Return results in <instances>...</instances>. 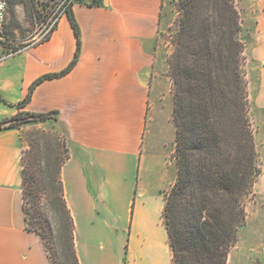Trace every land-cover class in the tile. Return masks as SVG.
Masks as SVG:
<instances>
[{
  "label": "crops",
  "instance_id": "0c3cea01",
  "mask_svg": "<svg viewBox=\"0 0 264 264\" xmlns=\"http://www.w3.org/2000/svg\"><path fill=\"white\" fill-rule=\"evenodd\" d=\"M259 173L227 264H264V0H235ZM48 39L0 61V124L53 113L67 131L60 178L79 264H174L164 210L177 178L165 0L75 2ZM252 74L254 79H252ZM33 87V88H32ZM32 88V91H31ZM30 93V99L19 105ZM20 127L0 125V264H52L24 211Z\"/></svg>",
  "mask_w": 264,
  "mask_h": 264
},
{
  "label": "trees",
  "instance_id": "16d2710c",
  "mask_svg": "<svg viewBox=\"0 0 264 264\" xmlns=\"http://www.w3.org/2000/svg\"><path fill=\"white\" fill-rule=\"evenodd\" d=\"M73 4L66 12L75 27L78 46L68 69L76 63L81 47ZM179 11L176 50L169 59L177 178L166 196L165 221L174 264H226L246 222L245 197L259 173L248 117L239 14L231 0H181ZM0 99L4 100L1 94ZM29 99L30 93L19 105ZM52 115L19 111L9 120V127L31 119L44 121ZM29 145L22 156L24 211L29 228L45 241L43 229L50 228L52 222L34 207L39 201L35 183L41 164L34 158L33 142ZM59 179L54 199L60 202L64 227L79 264L73 246V219ZM28 203L33 208H28ZM34 209L31 219L28 215Z\"/></svg>",
  "mask_w": 264,
  "mask_h": 264
},
{
  "label": "rangeland",
  "instance_id": "374dc122",
  "mask_svg": "<svg viewBox=\"0 0 264 264\" xmlns=\"http://www.w3.org/2000/svg\"><path fill=\"white\" fill-rule=\"evenodd\" d=\"M99 1L100 0H9L6 27L4 33L0 35V61L15 56L18 53L34 46L36 43L41 41L40 39L49 37V34H45L46 30H48V26L62 13V11L67 9L69 4L75 2L98 3ZM165 1L169 9L171 24L167 30L161 33L160 40L162 41L163 48L169 54L168 59H170L176 50V37L178 34V22L180 17L179 4L181 0ZM231 1L238 11L235 0ZM239 21L242 31L240 14ZM241 31L239 33V37L243 42L245 49V43L241 38ZM245 64L246 58L244 66ZM243 71L248 88V117L251 130L254 134L257 129V125L256 121L253 120L252 117L251 102L253 100L252 97L256 95V91H251L249 88L245 67ZM252 79H254L253 74ZM173 93L174 88L172 94ZM31 120L32 121H25L21 123L19 127L21 128L24 145L26 146L25 150L29 149V142H33L32 149L34 151V158L39 164H41V169H39L35 183L36 189L39 192V201L36 202V205L35 201L32 202V205H35L34 207H36V210H38L39 213H45V215H47L52 222L50 228L47 226L43 229L46 234L45 242L49 251L51 263L76 264L68 231L64 227L63 217L60 212V202L54 199L57 191L59 190L58 188L60 187L59 170H61V165L66 160L67 156L66 127L56 115H52L49 119L44 121ZM9 124L10 121L8 120L6 122H1L0 125L9 126ZM175 150L176 138L174 152L171 155V159L176 164ZM258 161L259 159L257 158V164ZM252 192L253 188L248 196L245 197V208L247 200H250L252 197ZM32 205L28 203V208ZM36 210L34 209L29 213L28 216L31 219L34 215L33 212Z\"/></svg>",
  "mask_w": 264,
  "mask_h": 264
},
{
  "label": "built area",
  "instance_id": "2783aa9c",
  "mask_svg": "<svg viewBox=\"0 0 264 264\" xmlns=\"http://www.w3.org/2000/svg\"><path fill=\"white\" fill-rule=\"evenodd\" d=\"M8 5H9L8 0H0V35H2L4 33V30L6 27L7 16H8V7H9ZM63 12H66V10L62 11V13ZM61 14L52 23H50V25L48 26V30H46L45 34H49V36L51 35V33L53 32V30L55 29V27L57 25V22L59 20V17L61 16ZM41 38H43V37H41ZM44 38H45V36H44ZM48 38L49 37H47L45 39H40V40L44 41Z\"/></svg>",
  "mask_w": 264,
  "mask_h": 264
}]
</instances>
